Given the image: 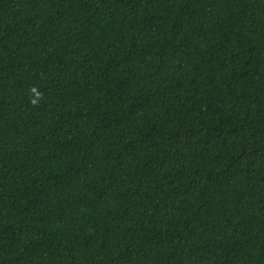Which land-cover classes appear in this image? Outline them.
Instances as JSON below:
<instances>
[{"label":"trees","instance_id":"16d2710c","mask_svg":"<svg viewBox=\"0 0 264 264\" xmlns=\"http://www.w3.org/2000/svg\"><path fill=\"white\" fill-rule=\"evenodd\" d=\"M0 264H264V0H0Z\"/></svg>","mask_w":264,"mask_h":264}]
</instances>
